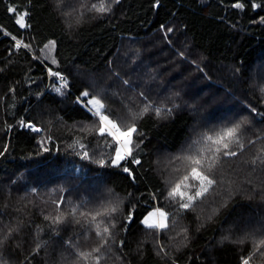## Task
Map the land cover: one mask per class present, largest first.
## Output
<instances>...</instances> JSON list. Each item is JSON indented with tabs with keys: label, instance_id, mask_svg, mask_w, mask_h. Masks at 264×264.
Here are the masks:
<instances>
[{
	"label": "trees",
	"instance_id": "obj_1",
	"mask_svg": "<svg viewBox=\"0 0 264 264\" xmlns=\"http://www.w3.org/2000/svg\"><path fill=\"white\" fill-rule=\"evenodd\" d=\"M262 239L264 0H0V264H264Z\"/></svg>",
	"mask_w": 264,
	"mask_h": 264
},
{
	"label": "snow or ice",
	"instance_id": "obj_2",
	"mask_svg": "<svg viewBox=\"0 0 264 264\" xmlns=\"http://www.w3.org/2000/svg\"><path fill=\"white\" fill-rule=\"evenodd\" d=\"M236 6L237 7H242V5H239V4H237ZM92 7L96 11H99V12H104V11L108 10V9L105 8L103 3H101L99 6L93 5ZM18 22H21V21H18ZM18 46H19V42H18ZM53 75H58V74L53 73ZM82 95L83 96H88V93L84 92ZM88 103L96 106V108H97L96 114L100 116L101 123L103 125H107V129L105 127H101V129H100V134L101 135H103L105 133V131L107 130L109 135L119 134L120 137H126L124 139V141H123L125 146L131 142L130 141L131 133H134L136 131V128L134 126L133 127H127L126 130L122 131L121 127L117 123H115L114 121L110 120L107 116L101 115L99 110L104 108V105L101 103L100 100L91 99V100L88 101ZM145 111H147V108L145 109ZM239 128H240V125H236L233 128L227 129L223 133L217 134L215 137L207 136L206 140L207 141H211L212 144H214V145L222 144L224 149H228L229 148V143L224 142V141L226 140V138H236ZM113 130H115V131L113 132ZM236 142L239 143L238 139H237ZM240 147L242 148L243 145H240ZM211 150L212 149L209 148V151H211ZM220 151H221V149L219 147H217L215 149V153H219ZM117 153H118V160L124 158L122 155H120V150L119 149H117ZM236 154L237 153L234 152V151H224V153H223V155H225V156H234ZM85 155H87V153H85ZM187 159L190 160L191 163L194 164V165H200L202 163L201 159H197L196 157H193V156H189V157H187ZM218 159H219L218 156H216V155L213 156L212 163L209 164L208 171H211V169L215 165V163L218 162ZM134 162L138 163V161H134ZM124 171H128V169L125 168ZM192 174H193V178L194 179H198V180L201 181V185H200L199 189L195 192L194 196H189L188 197L189 201L204 195L208 191V188L214 183V181L212 179H210L207 175H203L200 172H198L196 168H192ZM187 179H188V176H185L184 180L186 181ZM176 187L178 189L180 187V185L178 184ZM181 195H183V194H181ZM182 207L187 208V207H189V204H184V205H182ZM111 211H115V209H111ZM74 212H75V209H73V213ZM107 214H108L107 211H105L103 213L97 212L96 215L92 216V219L95 220L96 216L107 215ZM150 215H152V214H150ZM159 215H160L161 218L165 217V213H163V212H160ZM46 219H47V217H46ZM55 220H56V222H60L61 218L60 217H56ZM144 223L149 228H154L155 227V228L163 229V228L167 227L166 223L163 222V219H161V221L158 222V223H152V222L149 221V219L146 218ZM108 231H109V229L107 227L103 228V233H108ZM97 235L98 236L102 235V232L100 231L99 225H97ZM261 246H264V239H262V240H260L258 242L257 250H259V247H261ZM94 251L99 252L100 249L97 248ZM87 255H91V253H88V254L81 253L82 257H86ZM249 259H250V257L247 258V259H243L242 264H249ZM96 264H99V258H97Z\"/></svg>",
	"mask_w": 264,
	"mask_h": 264
},
{
	"label": "rangeland",
	"instance_id": "obj_3",
	"mask_svg": "<svg viewBox=\"0 0 264 264\" xmlns=\"http://www.w3.org/2000/svg\"><path fill=\"white\" fill-rule=\"evenodd\" d=\"M90 81H89V84L91 85V86H89L88 87V89H92L93 88V86H94V84L93 83H91V79H89ZM91 99H96V98H94V97H91ZM90 98H89V100H91ZM88 105H89V108H90V110L98 117V119L100 120V116L99 115H97L96 114V112H97V108H96V106H94V105H92V104H90V103H88ZM103 110H104V108H102V109H100L99 111H100V113H101V115H103ZM110 120H112V119H110ZM113 121V120H112ZM100 122H101V120H100ZM115 122V121H114ZM116 123V122H115ZM102 124V123H101ZM103 125V124H102ZM103 127H105L106 129H107V125H103ZM33 128V130L34 131H39L40 130V128L39 127H35V126H33L32 127ZM115 130H113V132H114ZM122 131H124V130H122ZM115 136L117 137V139H118V141L120 142V155H122L123 157H124V153L126 152V150H127V152H128V144L125 146V144L123 143V141H124V139L126 138V137H120L119 136V134H115ZM131 137V136H130ZM116 158H118V154H117V157ZM160 212H163V211H161L160 209H155L154 211H151L150 213H148L147 214V216L144 218V220H143V222L145 221V219L147 218V219H149V221L150 222H152V223H158V222H160L161 221V219H163V222L165 223L166 222V214H165V217H163V218H161L160 217V215H159V213ZM164 213V212H163ZM150 214H152V215H150Z\"/></svg>",
	"mask_w": 264,
	"mask_h": 264
},
{
	"label": "bare ground",
	"instance_id": "obj_4",
	"mask_svg": "<svg viewBox=\"0 0 264 264\" xmlns=\"http://www.w3.org/2000/svg\"><path fill=\"white\" fill-rule=\"evenodd\" d=\"M21 19H22V18H21ZM178 42H179V40H178ZM174 44H175V43H174ZM50 47H51V45H50ZM50 47L48 46L49 50L52 48V47H51V48H50ZM48 48L45 49V52H46V53H47V49H48ZM52 49H53V48H52ZM52 49L48 52V54H50V53L52 52ZM48 54H47V55H48ZM52 56H53V55H52ZM50 57H51V54H50ZM52 58H53V57H52ZM153 66H156V65L153 64ZM131 68H132V70H133V67H131ZM135 68H136V66L134 67V69H135ZM65 75H68V74H65ZM63 76H64V75H63ZM58 77H59V76H58ZM67 77H68V76H67ZM52 79H53V78H52ZM68 79H69V78H68ZM50 80H51V78H50ZM55 80H56V79H55ZM51 83H52V82H51ZM53 84H55V83L53 82ZM56 85H58L57 82H56ZM58 86H61L60 83H59ZM67 86H68V85H67ZM61 87H64V86H61ZM67 89H68V88H67ZM68 90H69V89H68ZM116 109H117V108H116ZM23 125H25V123H24ZM73 150H74V152H72V153L75 154V152H76L75 149H72V150H70V151H73ZM76 154H78V153L76 152ZM163 155L165 156V153H163ZM50 168H52V166H51ZM43 171H44V170H43ZM84 232H85V231H84ZM81 237H82V236H81ZM84 238H85V236H84ZM77 240H78V238H77ZM78 242H79V241H78ZM79 244H80V242H79ZM75 247H76V246H75ZM79 249H80V248H79Z\"/></svg>",
	"mask_w": 264,
	"mask_h": 264
},
{
	"label": "built area",
	"instance_id": "obj_5",
	"mask_svg": "<svg viewBox=\"0 0 264 264\" xmlns=\"http://www.w3.org/2000/svg\"><path fill=\"white\" fill-rule=\"evenodd\" d=\"M60 78L63 79V74H60ZM123 155H124L125 157L129 156V153L127 152V150H126V152H125Z\"/></svg>",
	"mask_w": 264,
	"mask_h": 264
},
{
	"label": "water",
	"instance_id": "obj_6",
	"mask_svg": "<svg viewBox=\"0 0 264 264\" xmlns=\"http://www.w3.org/2000/svg\"><path fill=\"white\" fill-rule=\"evenodd\" d=\"M23 24H24V23H23V22H21V26H23Z\"/></svg>",
	"mask_w": 264,
	"mask_h": 264
}]
</instances>
